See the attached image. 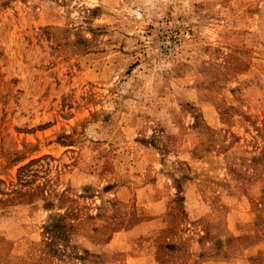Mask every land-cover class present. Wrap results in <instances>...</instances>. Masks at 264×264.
<instances>
[{"label": "rangeland", "instance_id": "1", "mask_svg": "<svg viewBox=\"0 0 264 264\" xmlns=\"http://www.w3.org/2000/svg\"><path fill=\"white\" fill-rule=\"evenodd\" d=\"M0 264H264V0H0Z\"/></svg>", "mask_w": 264, "mask_h": 264}, {"label": "trees", "instance_id": "2", "mask_svg": "<svg viewBox=\"0 0 264 264\" xmlns=\"http://www.w3.org/2000/svg\"><path fill=\"white\" fill-rule=\"evenodd\" d=\"M23 170V169H22Z\"/></svg>", "mask_w": 264, "mask_h": 264}]
</instances>
